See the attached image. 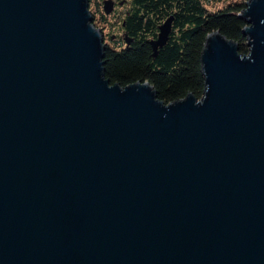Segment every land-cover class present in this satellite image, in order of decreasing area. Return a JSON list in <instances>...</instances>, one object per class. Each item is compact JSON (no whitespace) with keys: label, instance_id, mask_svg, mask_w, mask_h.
I'll return each mask as SVG.
<instances>
[{"label":"water","instance_id":"1","mask_svg":"<svg viewBox=\"0 0 264 264\" xmlns=\"http://www.w3.org/2000/svg\"><path fill=\"white\" fill-rule=\"evenodd\" d=\"M89 4L0 0V264H264V0L169 104L106 79Z\"/></svg>","mask_w":264,"mask_h":264},{"label":"trees","instance_id":"2","mask_svg":"<svg viewBox=\"0 0 264 264\" xmlns=\"http://www.w3.org/2000/svg\"><path fill=\"white\" fill-rule=\"evenodd\" d=\"M116 8L106 14L104 0H90L94 26L109 37L124 30L129 42L119 38L106 45L105 77L124 87L148 82L158 98L169 104L193 94L201 99L205 90L201 56L206 38L220 32L248 54L246 23L239 17L248 0H113ZM173 17L168 43L153 57L150 42L159 27ZM125 24V26H124ZM127 44V46H125Z\"/></svg>","mask_w":264,"mask_h":264},{"label":"flooded vegetation","instance_id":"3","mask_svg":"<svg viewBox=\"0 0 264 264\" xmlns=\"http://www.w3.org/2000/svg\"><path fill=\"white\" fill-rule=\"evenodd\" d=\"M116 8V2L114 3V9ZM125 26V24H124ZM104 35V42L105 45H110L112 46V44H110L111 42L115 41L116 38H119L122 42H128L129 38L127 36V34L124 32V30H119L117 33H113L111 34V36H107L106 33L103 34Z\"/></svg>","mask_w":264,"mask_h":264},{"label":"rangeland","instance_id":"4","mask_svg":"<svg viewBox=\"0 0 264 264\" xmlns=\"http://www.w3.org/2000/svg\"><path fill=\"white\" fill-rule=\"evenodd\" d=\"M125 46H127V44Z\"/></svg>","mask_w":264,"mask_h":264}]
</instances>
